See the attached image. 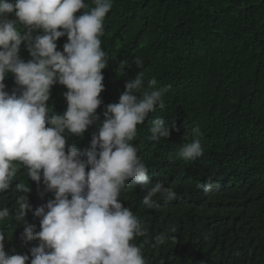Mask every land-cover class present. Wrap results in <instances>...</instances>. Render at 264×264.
I'll return each mask as SVG.
<instances>
[{"label": "trees", "instance_id": "trees-1", "mask_svg": "<svg viewBox=\"0 0 264 264\" xmlns=\"http://www.w3.org/2000/svg\"><path fill=\"white\" fill-rule=\"evenodd\" d=\"M101 41L109 65L97 109L101 121L105 106L117 103L140 72L145 87L155 79L156 89L165 90V108L157 107L137 126L131 143L150 179L174 189L178 198L167 202L157 194V206L148 208L144 192L131 182L120 195L146 229L135 243L148 264H264V0H113ZM66 42L67 36L61 37L58 50ZM19 56L32 59L26 44ZM4 83L10 94L19 91L13 74ZM66 91L58 83L52 87L48 106L55 113L66 111ZM155 117L176 124L169 139L150 138ZM197 127L204 154L184 161L178 150L194 139L190 133ZM97 132L94 124L83 136L66 133L68 144L83 153ZM210 179L216 186L205 193L200 185ZM18 184L29 191L22 193ZM20 195L28 196L32 210L26 219L39 231L34 210L54 194L45 190L43 178L40 184L32 181L23 165L10 189L0 193V210L10 212L0 222L9 238L5 251L31 259L30 248L38 241L25 242L23 225L14 219ZM161 235L163 243L153 247Z\"/></svg>", "mask_w": 264, "mask_h": 264}, {"label": "clouds", "instance_id": "clouds-1", "mask_svg": "<svg viewBox=\"0 0 264 264\" xmlns=\"http://www.w3.org/2000/svg\"><path fill=\"white\" fill-rule=\"evenodd\" d=\"M0 0V193L14 182L18 166L28 177L54 194L34 210L40 230L30 224L32 208L27 195H20L14 219L23 225L21 238L38 241L27 254L5 251V230L0 229V264H148L142 246L135 243L146 235L141 220L121 203V192L131 182L144 192L142 204L157 206L154 197L167 202L178 193L162 182H153L149 169L131 142L156 108H165L164 89L155 79L145 87L143 73L125 84L117 103L105 106L103 121L97 109L103 104V70L108 65L101 47L104 21L113 0ZM77 13H80L77 15ZM14 14L15 19H9ZM62 29V30H61ZM33 32H40L33 36ZM67 36L63 51L57 41ZM26 44L32 59L25 62L19 52ZM136 65L141 66L137 58ZM13 74L19 91H6L5 77ZM66 87L67 109L55 113L48 106L55 84ZM97 124L90 148L83 153L68 144V136H83ZM176 128L155 117L149 131L153 141L171 136ZM179 131V129H176ZM194 139L184 143L177 156L196 161L203 156V133L191 129ZM189 133L183 139H187ZM86 157V158H85ZM151 185V186H150ZM215 183L200 185L205 193ZM22 193L28 187L18 184ZM10 216L0 210V222ZM175 231V229H172ZM8 238V237H7ZM9 239V238H8ZM156 244L164 236H157Z\"/></svg>", "mask_w": 264, "mask_h": 264}]
</instances>
